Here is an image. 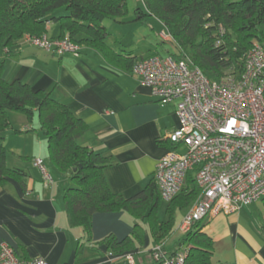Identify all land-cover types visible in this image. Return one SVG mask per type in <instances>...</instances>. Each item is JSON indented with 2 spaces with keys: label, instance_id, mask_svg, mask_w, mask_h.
I'll use <instances>...</instances> for the list:
<instances>
[{
  "label": "crops",
  "instance_id": "crops-1",
  "mask_svg": "<svg viewBox=\"0 0 264 264\" xmlns=\"http://www.w3.org/2000/svg\"><path fill=\"white\" fill-rule=\"evenodd\" d=\"M147 17L146 26L141 28L143 34L144 27L154 32L155 26L161 25L154 17ZM135 23L131 19L112 25L137 27ZM46 35L57 39L59 25L47 23ZM117 40L116 37L117 47L108 44L107 37L105 41L116 52H131L137 59L154 54L147 49L145 55L138 44L122 45ZM3 78L48 92L85 123L86 131L76 142L110 158L111 165L104 169V177L113 193L131 198L154 179L155 165L169 150L168 136L177 128L178 120L174 104L158 103L131 72L109 64L88 46L81 45L77 55L57 56L20 40L5 59ZM12 113L10 122L16 119ZM1 148L6 166L21 169L25 174L20 180L8 178L0 186V244H9L20 258H41L48 264H128L127 254L132 256L133 264L154 263L151 251L155 244L146 227L143 245L123 255L109 254L103 244L97 245L107 236L121 240L130 234L135 220L127 212L94 214L89 241L83 239L79 228L68 226L63 197L70 181L48 160L46 140L38 125H11L0 137ZM37 158L43 161L51 177L48 185L33 164ZM203 223L201 232L212 241L211 264H264L262 201L244 206L234 214L206 218ZM182 237L178 228L174 232L173 225L170 236L163 241L165 253L183 251Z\"/></svg>",
  "mask_w": 264,
  "mask_h": 264
},
{
  "label": "trees",
  "instance_id": "trees-1",
  "mask_svg": "<svg viewBox=\"0 0 264 264\" xmlns=\"http://www.w3.org/2000/svg\"><path fill=\"white\" fill-rule=\"evenodd\" d=\"M127 0H0V137L11 128L9 113L17 112L31 123L37 115L38 127L46 140L48 160L70 186L64 193L68 226L79 228L89 241L91 218L97 213L127 212L135 223L130 234L121 240L107 236L103 244L112 255H123L143 245L144 227L155 245L171 234L174 215L191 205L198 196L194 173H187L179 193L166 202L167 220L158 222L162 201L152 179L137 195L123 198L113 193L104 177L111 165L109 157L79 145L76 139L86 131L85 123L67 106L55 101L48 92L33 90L25 83L3 78L5 59L10 48L24 36L46 34V24L59 25L57 39L97 50L106 62L132 71L137 60L131 52H116L106 44L105 20L122 22L129 9ZM133 10L135 21L152 16L170 35L177 60L188 59L207 79L223 77V72L240 73L243 58L256 44H264V0H139ZM63 9L59 15L56 11ZM132 73V72H131ZM264 77V72H263ZM18 133L19 131H15ZM170 148L174 149L169 141ZM5 152L0 149V186L8 178L20 180L24 171L8 168ZM264 207V199L261 200ZM203 221L194 222L183 234L181 245L186 252L184 264H211L212 241L201 232ZM264 235V224L262 226ZM165 252V251H164ZM177 253V252H176ZM176 253L170 254L174 255ZM154 262V261H153ZM153 264H161L154 262Z\"/></svg>",
  "mask_w": 264,
  "mask_h": 264
},
{
  "label": "built area",
  "instance_id": "built-area-1",
  "mask_svg": "<svg viewBox=\"0 0 264 264\" xmlns=\"http://www.w3.org/2000/svg\"><path fill=\"white\" fill-rule=\"evenodd\" d=\"M163 41L170 35L162 32ZM25 43L61 56L77 55L81 45L46 34L26 35ZM132 74L160 104L173 103L177 128L168 136L169 149L156 163L154 182L162 201H171L193 171L198 196L178 231L219 214L237 213L264 199V44H256L243 58L240 73L210 80L188 59L151 55L137 59ZM45 185L51 177L41 159H34ZM185 250L174 255L161 244L151 251L154 262L184 264ZM133 264L130 254L125 255ZM0 264H48L41 258L23 259L9 244H0Z\"/></svg>",
  "mask_w": 264,
  "mask_h": 264
},
{
  "label": "rangeland",
  "instance_id": "rangeland-1",
  "mask_svg": "<svg viewBox=\"0 0 264 264\" xmlns=\"http://www.w3.org/2000/svg\"><path fill=\"white\" fill-rule=\"evenodd\" d=\"M127 7L129 9V14L127 17L123 18L122 22L124 21H128L131 19L135 18V15L133 13V10L136 7H141V4L139 2V0H127ZM64 10L63 9H59L56 11V14L59 15L60 13H63ZM148 17L144 19L145 22H148ZM144 21H140L138 20L137 23V27H133V26H128V27H123L122 25H117L115 27V25L112 24H117L115 22H113V20H105L102 23V26L105 27L106 31H107V42L108 44L114 45V39L117 37L118 41H120V43L123 44H127V43H135V45L138 44V47L143 50V53H145L146 55V51L147 49H150L152 52H154L153 55H165V52H173L174 48L173 45L170 42H166L163 41L161 38V33L165 32L164 28L161 25H156L155 26V30L154 32L152 31H147L146 27L145 28V34L142 33L141 28L145 25ZM131 25V24H129ZM149 33V40L147 39V34ZM130 37H132L131 40ZM145 37V38H144ZM132 41V42H131ZM114 47H117L116 45H114ZM246 55V54H245ZM229 73L228 70L223 72V75H227ZM12 114H16V119L11 120L12 122H10L11 125H14L16 127H20V125L24 126V125H29L33 128L37 127L38 125V119H37V115L34 114V116L32 117V121L31 123H27L25 116L21 113H17V112H13ZM188 209H184V210H180L177 211L174 215V232L176 231V228L179 227V225L181 224V221L183 219V217L185 216V214L187 213ZM157 216L158 219L160 221H165L167 219V216L165 214V202L161 201L160 206L158 208L157 211Z\"/></svg>",
  "mask_w": 264,
  "mask_h": 264
}]
</instances>
